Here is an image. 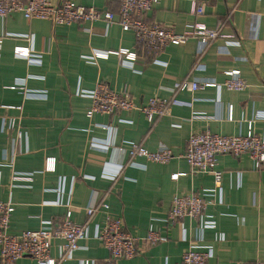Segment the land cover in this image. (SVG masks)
<instances>
[{"label": "crops", "instance_id": "1", "mask_svg": "<svg viewBox=\"0 0 264 264\" xmlns=\"http://www.w3.org/2000/svg\"><path fill=\"white\" fill-rule=\"evenodd\" d=\"M203 1L204 13L194 15V0H159L145 19L177 31L190 22L203 23L219 28L224 37L209 43L191 37L158 53L146 52L133 32L123 31L117 23L108 28L102 20L55 26L44 19H26L19 12L0 20V32L12 34L0 45V199L11 200L14 206L9 234L52 227L67 210L72 221L86 223L85 210L97 192L98 201L109 207L94 212L88 238L63 264H79L82 258L100 261L108 255L93 236L106 215L120 217L133 236L143 237L154 229L165 238L155 245L139 242L137 255L115 264H175L180 259L200 221L185 217L167 222L171 198L214 186L212 173L190 172L182 157L188 135L205 129L248 135V121L264 112V0ZM26 34L32 36L31 43L20 37ZM16 45L31 46L29 57L14 56ZM119 49L136 54L132 64L115 54L84 58L94 50ZM234 69L246 82L240 91L224 87L173 91L185 79L221 84L227 78L224 72ZM98 80L127 91L138 103L152 95L174 96L179 102L171 106L169 115L153 122L137 110L89 118L91 100L81 92L92 90ZM19 86L29 89L25 97ZM17 105L21 111L11 108ZM229 106L231 121L226 119ZM19 115L24 137L17 143V129H8L4 120ZM253 129L264 135V120L253 121ZM131 143L150 151L165 146L173 157L165 164L128 158ZM50 157L55 159L53 168L46 169ZM106 164L123 165L116 179L102 175ZM216 169L222 172V202L210 199L205 211L215 222V228L204 230L203 243L214 249L206 264L264 261V163L256 168L246 154H220ZM59 245L60 240L52 241V256H58ZM15 264L35 262L22 257Z\"/></svg>", "mask_w": 264, "mask_h": 264}, {"label": "built area", "instance_id": "2", "mask_svg": "<svg viewBox=\"0 0 264 264\" xmlns=\"http://www.w3.org/2000/svg\"><path fill=\"white\" fill-rule=\"evenodd\" d=\"M159 0H90L89 3H77L74 0H0V20L12 13L19 12L26 19H44L55 26H70L77 23H92L97 20L105 22V28L117 23L123 31H131L146 52L158 53L169 44H182L191 37H197L204 43L224 37L219 28H208L203 23L190 22L182 31L165 24L147 21L145 14L151 10ZM102 5L109 6L103 10ZM191 13L201 15L204 13V1L194 0ZM12 34L0 32V45L4 38ZM27 42H32L30 34L20 36ZM231 41V40H227ZM236 42V41H234ZM31 46L16 45L13 48L14 56L29 57ZM110 54L131 63L136 59L134 52L126 49L118 51L94 50L90 55L84 56L88 59H106ZM227 78L223 83L217 84L211 81L182 80L176 87V91H195L206 87H224L226 90L240 91L246 87V82L240 76L239 70H226ZM12 88H15L12 86ZM21 89L24 97L29 92L26 86L17 87ZM82 95L91 100L86 110V116L94 114H112L116 111L137 110L144 114L148 122H153L156 117L170 114L171 106L179 100L172 96L170 98L152 95L144 101L135 102L125 90H114L107 83L98 80L92 90L82 91ZM21 111L22 106H11ZM231 108V109H230ZM227 120H233L232 107L229 106ZM264 120V112H257L248 121V135H223L210 131L209 129L192 131L186 140L185 150L182 157L188 164L192 173H212L214 186L203 190L202 193L190 192L189 194H175L171 198L166 221L173 223L188 217L199 220L196 225V235L191 240L189 247L175 264H206L213 256V246L204 244V230L215 228V222L206 214L208 204L214 200L222 202V172L216 169L217 157L220 154H231L239 156L248 155L254 162L256 168L264 163V135L256 133L253 129V121ZM8 129H17V143L21 142L24 133L20 130V115L8 116L5 120ZM107 126H104V128ZM128 158L143 157L148 161L165 164L173 157L170 148L162 146L155 151H150L140 143H131L126 149ZM55 159L48 158L46 169L53 168ZM112 168V169H111ZM106 164L102 175L110 179H116L123 165L111 167ZM175 173L172 179L179 175ZM14 180L31 181L29 177L13 176ZM29 186V185H28ZM62 190V188H61ZM97 192L93 193L90 204L85 212L89 220L86 223H76L71 219V212L67 210L65 216L54 226L41 229H27L19 234L8 233L9 220L14 209L11 200L0 199V261L1 264H15L22 257H29L35 264H63L71 258L72 253L81 247V242L86 240L88 234V223H90L94 212L98 208L108 209V204L99 202ZM211 199V201H210ZM94 238L107 250L108 255L103 260L93 258H82L79 264H115L119 259H129L140 251L139 242L155 245L165 238L158 230L149 229L145 236L136 237L129 234L123 226L120 217L106 215L101 225H96ZM222 240V235L219 237ZM53 240H60L59 254L54 257L50 253ZM247 264H264L262 260H255Z\"/></svg>", "mask_w": 264, "mask_h": 264}]
</instances>
